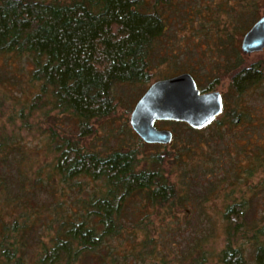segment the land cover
I'll return each instance as SVG.
<instances>
[{
	"label": "trees",
	"instance_id": "obj_1",
	"mask_svg": "<svg viewBox=\"0 0 264 264\" xmlns=\"http://www.w3.org/2000/svg\"><path fill=\"white\" fill-rule=\"evenodd\" d=\"M174 1L0 0V57L9 63L6 59L13 56L28 66L27 82L35 90L13 98L19 107L12 106L8 114L10 98L0 90V200L5 204L0 264H122L112 241L129 225L134 234L141 223L128 214L130 203L142 199L152 207H167L186 201L162 168L166 161L179 164L184 176L201 147L202 141L194 140L203 131L222 137L238 125L253 124L264 133V113L257 104L242 105L248 95L264 105V58L248 62L233 39L254 22L258 3L238 0L239 11L216 28L223 35L215 43L224 57L229 92L214 122L201 130L186 126L180 147L173 136L171 150L148 157L128 144L84 146L96 135V125L115 115L117 86H146L151 80L154 46L165 33L166 13ZM205 21L202 30L208 27ZM187 72L196 77L192 69ZM7 84L14 85L0 72V88ZM212 84L201 90H212ZM122 129L137 137L126 123ZM28 136L37 142L35 148ZM250 153L254 164L248 176L264 168V146L256 143ZM57 192L63 212L44 217L40 195ZM257 200L255 195L242 197L225 206V244L218 255L222 264H246L244 252L234 245L248 235L245 230L255 245L252 264H264V214L250 211V202Z\"/></svg>",
	"mask_w": 264,
	"mask_h": 264
},
{
	"label": "rangeland",
	"instance_id": "obj_2",
	"mask_svg": "<svg viewBox=\"0 0 264 264\" xmlns=\"http://www.w3.org/2000/svg\"><path fill=\"white\" fill-rule=\"evenodd\" d=\"M257 3L256 19L264 15L263 0H257ZM239 5L238 0H175L166 13L168 24L165 33L154 46L155 58L150 71L151 80L146 86L141 84L117 86L114 90L118 104L115 115L96 125V135L92 140H87L84 146L104 149L107 146L116 148L120 144H128L141 148L140 156L144 157L171 150L170 143L139 146L140 138L137 135L131 138L124 133L122 125L126 123L130 127L129 116L136 101L151 82L165 75L169 77L192 69L200 89L213 82L212 90L221 92L223 98L226 96L229 90L228 79L223 76L224 57L217 52V42L215 43L217 37L223 38V35L217 34L216 28L219 26L220 30L227 25L229 17H234L239 11ZM233 11L237 12L233 13ZM204 21L209 23L208 27H203L202 30L201 24ZM225 28L232 30L231 26ZM242 35H233L235 45L240 52ZM241 54L246 58L245 60L253 62L264 58V49L250 55L242 52ZM8 58L6 62L9 63H4V58L0 57V72L5 73L14 83L11 87L7 84L0 88L7 92L10 98L11 105L9 107L7 105L6 114L12 106L14 109L19 107L12 104L13 98L27 97V94H33L35 91L27 82L28 66L18 63L13 56ZM216 77H220L218 81H214ZM243 100V107L255 103L260 114L264 113V105L257 102L254 96H244ZM156 126L159 129L170 130L176 146L180 147L186 141L188 135L186 124L158 121ZM235 128L222 137L212 136L209 130L197 136L194 143L202 141L201 147L191 158L184 176L179 164L168 160L162 165L165 172L170 174L171 180L177 183L180 196L186 197L185 202L167 207H152L142 199L130 203L128 214L135 221L141 220V223L139 230L134 234L129 225L121 238L112 241L114 253H117L115 255H118V259L123 260V262L119 260L122 264L155 262L222 264L218 255L225 244L223 219L225 206L233 201H239L242 197L250 200L255 195L258 200L256 203L250 202V211L256 215L264 214V189L261 191V185H264L262 172L264 168L262 166L260 171L251 176H248L247 171L249 166L252 167L254 164V154L250 153L251 149L256 143L264 146V133L261 134V127L256 129L253 124L238 125ZM22 134L26 136L24 131ZM26 140L31 143L29 144L31 148H35L36 141L29 136ZM60 200L58 192L55 195L42 193L40 204L44 209L43 216L50 217L54 212H63V207L58 205ZM4 205L0 200V212L4 210ZM245 231L248 235L243 239L239 238L234 245L244 252L246 264H252L255 245L248 239L250 230ZM142 241H145L144 245Z\"/></svg>",
	"mask_w": 264,
	"mask_h": 264
},
{
	"label": "water",
	"instance_id": "obj_3",
	"mask_svg": "<svg viewBox=\"0 0 264 264\" xmlns=\"http://www.w3.org/2000/svg\"><path fill=\"white\" fill-rule=\"evenodd\" d=\"M263 49L264 15H261L242 35L240 50L250 55ZM222 112L221 92L201 91L192 74L182 72L151 82L133 106L129 125L142 142L167 145L172 141L173 134L168 129L157 128L156 122H180L194 130H201Z\"/></svg>",
	"mask_w": 264,
	"mask_h": 264
},
{
	"label": "flooded vegetation",
	"instance_id": "obj_4",
	"mask_svg": "<svg viewBox=\"0 0 264 264\" xmlns=\"http://www.w3.org/2000/svg\"><path fill=\"white\" fill-rule=\"evenodd\" d=\"M193 76V75H192ZM194 77V76H193ZM195 79V78H194ZM196 81V80H195ZM197 83V82H196ZM201 90V89H200ZM201 91H203V90H201ZM222 98H223V96H222Z\"/></svg>",
	"mask_w": 264,
	"mask_h": 264
}]
</instances>
